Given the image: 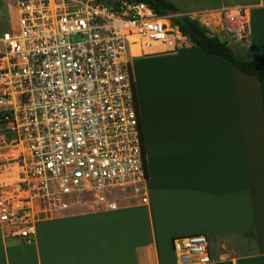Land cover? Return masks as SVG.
<instances>
[{
	"label": "crops",
	"instance_id": "0c3cea01",
	"mask_svg": "<svg viewBox=\"0 0 264 264\" xmlns=\"http://www.w3.org/2000/svg\"><path fill=\"white\" fill-rule=\"evenodd\" d=\"M170 1L264 66V0ZM237 7L245 39L235 32ZM132 77L147 165L141 197L41 219L29 241L1 228L0 264H200L172 249L175 237L197 233L215 236L229 257L207 264H264L258 80L183 35L174 51L135 58Z\"/></svg>",
	"mask_w": 264,
	"mask_h": 264
},
{
	"label": "built area",
	"instance_id": "2783aa9c",
	"mask_svg": "<svg viewBox=\"0 0 264 264\" xmlns=\"http://www.w3.org/2000/svg\"><path fill=\"white\" fill-rule=\"evenodd\" d=\"M235 14L245 39V11ZM169 20L135 0H14L0 44L19 87L18 143L8 159L14 179L0 180V229L29 241L41 219L116 208L118 193L142 195L132 62L174 51L182 34ZM172 249L192 263L226 256L209 234L175 237Z\"/></svg>",
	"mask_w": 264,
	"mask_h": 264
},
{
	"label": "rangeland",
	"instance_id": "374dc122",
	"mask_svg": "<svg viewBox=\"0 0 264 264\" xmlns=\"http://www.w3.org/2000/svg\"><path fill=\"white\" fill-rule=\"evenodd\" d=\"M13 2L14 0H0V33L9 25L12 16ZM169 22L172 26L174 25L172 20H169ZM2 50L3 48L0 44V165L3 164L2 168L9 169V173H0V180L8 178L7 180L12 181L14 179V169L10 163L11 161H8V159L10 158L9 156L11 151H13L18 143V126L15 125L13 128L11 121H13L14 124L18 123L16 119L17 115L19 114L18 104L20 101V96L19 87L15 81V77L9 74L8 65L5 57H3L4 53L2 52ZM134 68L135 66H133V74ZM144 185L145 183L143 184V188L141 189L142 193L144 192ZM138 197L141 196H133L132 191H128L127 193H118V204H131L134 202V199ZM41 224L43 223H36V225L38 226H40ZM13 239L14 238L12 237V240H10V245H12L11 248L21 249L22 246L15 244L17 242H15V240ZM228 259L229 257L216 262H226L228 261Z\"/></svg>",
	"mask_w": 264,
	"mask_h": 264
},
{
	"label": "trees",
	"instance_id": "16d2710c",
	"mask_svg": "<svg viewBox=\"0 0 264 264\" xmlns=\"http://www.w3.org/2000/svg\"><path fill=\"white\" fill-rule=\"evenodd\" d=\"M145 2L148 6L154 10L158 15H169L174 25H177L182 35H186L190 42L199 46L208 53L219 56L230 64L238 68L240 71L254 76L259 83L260 96L263 108L264 118V66L255 64L247 58L236 54L226 41H222L219 37L209 31L205 26L199 24L195 19L191 18L186 12H184L179 6L170 0H135ZM177 13L182 15L189 21L194 28V32H190L183 26L179 25L174 20L173 16Z\"/></svg>",
	"mask_w": 264,
	"mask_h": 264
},
{
	"label": "water",
	"instance_id": "95a60500",
	"mask_svg": "<svg viewBox=\"0 0 264 264\" xmlns=\"http://www.w3.org/2000/svg\"><path fill=\"white\" fill-rule=\"evenodd\" d=\"M173 18L175 21L179 23V25L183 26L188 31L190 32L195 31L192 25L189 23V21L182 14H175Z\"/></svg>",
	"mask_w": 264,
	"mask_h": 264
}]
</instances>
